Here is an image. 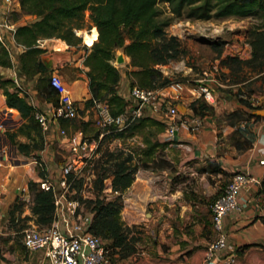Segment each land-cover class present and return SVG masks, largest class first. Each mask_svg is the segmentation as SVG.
I'll use <instances>...</instances> for the list:
<instances>
[{
    "label": "crops",
    "instance_id": "crops-1",
    "mask_svg": "<svg viewBox=\"0 0 264 264\" xmlns=\"http://www.w3.org/2000/svg\"><path fill=\"white\" fill-rule=\"evenodd\" d=\"M20 12L21 9L14 13ZM13 14L9 22L16 29L21 23L13 20ZM85 14L90 19L89 12ZM6 17L0 0V20ZM234 18L237 17H229L224 22L231 20L237 25L244 22L242 18L239 21ZM90 24L92 34L87 35L86 29H82L80 44L70 45L69 50L62 52L48 48L38 57L44 73L59 76L66 85L82 115L75 118L77 123H73L75 119L50 121L48 130L42 131L43 149L24 154L28 157L25 163L10 166L4 159L0 160V264H47L43 251H28L22 244L25 227L19 222L36 225L31 212L33 186L38 187L40 180L48 179L58 196L62 191L58 183L61 167L80 157L79 149L60 135L61 129L70 137L97 139L103 134L96 109L84 103L90 97L89 68L84 62L98 41L97 29ZM0 37L14 64L12 69L8 68L6 78L16 79L19 95L32 107L48 112L51 106H56L42 92L49 79L45 83L40 79L41 73L24 74L19 61L24 51L14 45L9 30H1ZM120 55L123 62L112 64L120 74L117 94L128 104L130 73L138 68L118 50L117 58ZM169 65L156 68L166 77ZM184 69V74L192 73L191 67ZM255 73L232 83L228 79L219 81L213 86L214 103L198 98L193 89L198 74H193L186 84L191 94L182 93L175 104L181 115L201 118L202 126L193 133L179 132L172 141L165 138V121L149 111H144L128 128L104 130L101 144H106L110 154L121 152L125 157L130 156L128 165L134 169L132 184L122 194L120 215L124 226L134 225L137 229L128 234L137 239L136 249L125 259H117L115 255L116 264H209L207 245L213 237L209 207L236 172L248 173L257 182L240 192V210L223 218L228 251L236 254L235 264H264V70ZM258 78L262 79L257 81ZM6 108L17 113L7 107L0 90V112ZM7 116L11 115L7 113ZM16 122L10 132H16L23 120L18 118ZM5 130V126L0 127L1 140L2 136L7 139ZM18 140L29 142L20 134L15 136V141ZM34 157L40 161L39 165ZM57 157L61 162H56ZM23 188L26 192L22 196ZM115 192L111 190L113 199L119 196ZM57 218L63 231H72L75 217L68 204L63 203Z\"/></svg>",
    "mask_w": 264,
    "mask_h": 264
},
{
    "label": "trees",
    "instance_id": "trees-1",
    "mask_svg": "<svg viewBox=\"0 0 264 264\" xmlns=\"http://www.w3.org/2000/svg\"><path fill=\"white\" fill-rule=\"evenodd\" d=\"M164 1L172 15L184 16L189 20L243 18L256 12L264 13V0ZM158 2L159 0H20L21 11L36 17L33 23L16 28L15 40L26 48L19 56L22 72L27 76L45 72L38 60L39 55L44 52L36 47L39 39L57 38L69 45L80 44L81 38L75 36L74 28H82L78 22L89 11V18L98 32V41L93 44L84 62L89 68L87 76L90 91V97L84 103L86 107H90L94 106L95 101L106 102L112 116L121 114L127 103L117 94L120 74L112 64L116 52L121 50L130 58L131 65L138 68L130 73L131 87L141 88L168 83L170 80L156 66L168 65L181 53L177 38L168 35L165 29L170 20H159ZM220 46L219 56L223 50V45ZM253 55L254 51L252 58ZM248 61L227 58L221 64L227 68L237 65V72L242 69L241 66L250 65L251 61ZM0 66L11 67L10 54L1 41ZM0 88L7 107L15 109L23 120L17 131L9 135L11 143L16 144L22 154L43 149L44 137L41 126L34 119V107L19 95L20 91L12 79L0 75ZM42 92L54 105L58 104L59 96L49 83L43 85ZM134 123L135 121L128 127ZM18 134L25 135L29 142L16 143L15 136ZM130 160V156L120 158L114 153L109 155L108 178L111 189L118 192L119 196L108 203L99 199L91 202L94 206L89 210L95 213L92 233L108 242L109 250L117 255V259H125L135 252L136 239L128 236L129 232L120 215L123 207L122 194L133 181L134 169L128 165ZM40 176L45 177L43 173ZM80 186L79 181L76 188L80 189ZM33 189L35 196L31 212L34 222L40 227L48 226L54 218V193L40 190L39 185L33 186Z\"/></svg>",
    "mask_w": 264,
    "mask_h": 264
},
{
    "label": "built area",
    "instance_id": "built-area-1",
    "mask_svg": "<svg viewBox=\"0 0 264 264\" xmlns=\"http://www.w3.org/2000/svg\"><path fill=\"white\" fill-rule=\"evenodd\" d=\"M1 1L6 9L7 17L0 20V31L3 29L9 30L17 49L25 51L26 48L16 42V29L9 22V16L20 9V0ZM79 32V30H74L76 36L82 40L83 32L81 31V35H79ZM50 41L52 39H39L36 42V47L43 50L50 48L52 52L67 51L71 48L61 39H54L52 46L49 45ZM252 54V46L239 36H236L231 43L226 44L222 55L208 64L197 75L193 89L198 94V98L206 103H214L213 86L219 83L217 77L222 70L221 62L227 58L248 61L252 58ZM14 82H16V79H14ZM49 84L58 94L59 101L56 106H51L48 112H42L34 108V119L39 123L42 131L48 130L50 121L71 120L78 115L75 103L59 76L51 74ZM182 93H190V91L186 83L180 80H170L166 84L156 85L153 88L133 86L129 94L130 102L121 114L112 116L106 102L95 101L94 108L99 116L103 134L106 133L104 130L111 127L116 130L125 129L139 118L144 111H149L165 121V138L167 141H172L179 132L193 133L202 126L201 118H191L179 113L175 103ZM59 133L79 149L80 157L70 160L61 167L58 183L62 191L58 196L54 194L55 211L53 221L48 226L30 225L25 228L22 232V244L28 251H43L47 264H116L110 255L108 242L91 231L95 213L87 210L84 202L72 198L74 192L70 188V179L81 172L89 159L96 156L100 148L101 138L104 135L102 134L97 139H86L76 136L70 137L64 129H61ZM18 162L19 159L15 157L8 160L10 166H14ZM256 182L257 179L254 176L244 172H236L223 192L211 202L209 209L213 237L207 245L209 264L236 263V254L228 251L222 222L226 215L240 210L239 195L243 188ZM38 185L40 190L54 193V185L50 180H40ZM21 192L23 196L26 190L23 188ZM63 203L70 206L75 217L71 232L63 231L60 220L57 218Z\"/></svg>",
    "mask_w": 264,
    "mask_h": 264
},
{
    "label": "rangeland",
    "instance_id": "rangeland-1",
    "mask_svg": "<svg viewBox=\"0 0 264 264\" xmlns=\"http://www.w3.org/2000/svg\"><path fill=\"white\" fill-rule=\"evenodd\" d=\"M158 10L160 12V21L170 20L169 25L165 27L168 35L175 36L180 43L181 53L179 57L174 60V63L172 65H169L170 63L168 64L170 66L167 69L168 76H166V78L168 80H180L187 84L189 79L192 78L193 74H199L200 71L206 68L208 64L214 62L215 59L219 58L218 50L219 48H221L220 44L223 45V53L226 44L231 43L238 34L240 35H238L240 38L245 39L252 46L254 55L253 58L248 61H251V64L248 66H241L242 69L237 72L235 71L237 69V65H233L231 68L226 67V69H223L219 72L217 77L218 81L228 79V83H232L242 78L252 77L254 76L255 72L259 73L260 71L264 70V13H252L246 17H243L242 19L244 20V22L237 25L231 20L228 22H224L227 18H212L206 21H199L189 20L184 16L175 17L170 13L168 6L164 0H159ZM85 13L84 17L80 20V22H78L82 25V28H74V30L80 31L79 35H81V31L84 28L86 29L87 35L92 34L93 27L90 24V19L87 20ZM33 18L34 17L32 15H29L22 11L20 13L13 14V20L19 21L21 25H29L33 23L35 21V19ZM234 19L235 21H239V18ZM51 39L52 41H50L49 43L50 46L53 45V40L57 38ZM213 45H215L216 47L214 48ZM6 49L8 50V48ZM116 62L117 56L113 63ZM13 65L14 64L11 60V67L0 66V75L6 78L9 74L8 68L12 69ZM168 65L166 66L168 67ZM221 66L222 68H225L222 64ZM184 67H191L192 73L184 74ZM176 69H178L177 71L179 72H176ZM49 78V74L41 73V81L47 83ZM261 79L262 78H258L257 81ZM0 90L2 89L0 88ZM7 113H9L11 116H7ZM78 114L82 115V112L78 111ZM18 118H20L19 113H16L10 109L6 108L0 112V124L2 126H5V134L7 135V139L4 136H2V140L0 139V157L1 159L3 157L5 163L7 164L8 160L13 157L19 159L20 164L25 163L28 158L27 155L19 152L16 144L9 143L11 142L9 139V135L14 133L10 132V129L17 123L16 120ZM77 121L78 120L75 119L73 123H77ZM73 125L75 124H72V126ZM85 138L91 139L90 137ZM16 143H20V141L18 140L16 141ZM108 150L109 148L105 143L100 144V148L96 156L92 159H89L87 164L81 169V172L70 179V188L72 192H74L72 198L80 202H84L87 210H91V208L94 206V204H91V202H95L98 199L105 203H108L113 199V197L111 196V184L108 178V168L110 165V162H108V158L110 155ZM114 154L119 155L120 158L125 157L121 152H115ZM34 159L36 161V164L39 165L40 161H38L36 157H34ZM55 160L57 163L61 162V158L57 157ZM79 181L81 182V186L80 189H77L76 187ZM19 225L25 228L28 227L26 222H19ZM131 226L132 227L125 226V228L129 233L136 232V227H134V225ZM131 237L135 238L134 236ZM109 252L112 255L113 260L116 261L115 254L112 253V250H110Z\"/></svg>",
    "mask_w": 264,
    "mask_h": 264
},
{
    "label": "water",
    "instance_id": "water-1",
    "mask_svg": "<svg viewBox=\"0 0 264 264\" xmlns=\"http://www.w3.org/2000/svg\"><path fill=\"white\" fill-rule=\"evenodd\" d=\"M121 62H123L122 55H120V56L117 58V63H121Z\"/></svg>",
    "mask_w": 264,
    "mask_h": 264
}]
</instances>
